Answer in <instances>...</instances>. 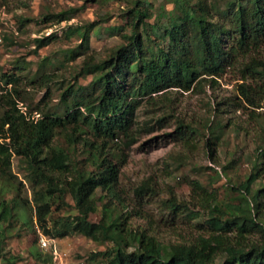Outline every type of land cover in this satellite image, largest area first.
Masks as SVG:
<instances>
[{
  "label": "rangeland",
  "instance_id": "374dc122",
  "mask_svg": "<svg viewBox=\"0 0 264 264\" xmlns=\"http://www.w3.org/2000/svg\"><path fill=\"white\" fill-rule=\"evenodd\" d=\"M130 1L0 0V34L7 39L0 41V76L4 73L12 76L11 85L6 87L3 82V87L7 90L15 87L20 99L11 94L26 116L37 118L41 111L63 114L59 97L67 85L85 87L92 80V75L80 73L84 54L70 56L81 41L76 36L65 37V29L93 24L86 53L92 51L95 60H105L124 43L123 36L130 31L128 18L133 7ZM148 1L153 17L161 10L168 12L173 8L169 0ZM206 1L222 5L227 0ZM69 9L76 11L68 21L59 24L43 21L47 14ZM18 18L27 20L21 31L16 29ZM51 33L57 34V40L33 53L31 40ZM252 60L264 61V52L239 58L220 76H203L204 81L193 84L189 91L168 89L160 95L142 98L131 129L113 141L103 143L102 138L87 135L85 140L101 146L102 156L118 170L114 196L100 198L105 192L98 189L94 195L96 211L88 215V220L98 223L102 206L108 202L120 214L124 230L153 237L163 246L189 245L214 234L208 221L213 218L223 222L229 218L223 205L238 203L236 190L230 185L245 181L252 172V160L264 148V88L255 95L258 107L250 106L239 89L240 85L256 86L245 67ZM47 63L52 66L38 71ZM36 73V80L29 85ZM44 73L51 80L42 83L39 78ZM180 125L184 127L178 129ZM219 125L223 127L221 131L215 129ZM185 126L193 127L196 133ZM212 129L221 134L213 141L211 152L204 142L213 137ZM83 140L84 137L77 139L73 151L75 162L81 166L85 165V149L87 152L90 149L88 144L84 147ZM52 144L71 149L68 138L62 134ZM214 170L221 172V177ZM259 172L253 188L264 184V164ZM66 178L59 176L56 180ZM194 182L202 186V192L193 187ZM0 187L4 200L13 207L11 218L2 225L0 264H102L99 254L109 249V241H93L73 234L52 238L47 248L40 245L41 236L50 240L51 237L43 234L36 223L33 192L38 186L30 181L19 157L13 156L11 175L6 179L0 177ZM56 196L54 193L47 197L48 228L54 220L76 214L68 194L62 200ZM174 202L179 209L173 210ZM216 203H220L221 211H216ZM190 214L197 218L188 219ZM258 216L264 217V199ZM258 238V234L249 236V240ZM223 239L236 242L232 233Z\"/></svg>",
  "mask_w": 264,
  "mask_h": 264
},
{
  "label": "trees",
  "instance_id": "16d2710c",
  "mask_svg": "<svg viewBox=\"0 0 264 264\" xmlns=\"http://www.w3.org/2000/svg\"><path fill=\"white\" fill-rule=\"evenodd\" d=\"M169 1L173 8L168 12L161 10L153 17L148 0H131L130 31L123 36L124 43L102 61L95 60L92 51L86 53L93 24L65 29V37L76 36L81 41L70 54H84L81 75L93 77L88 86L69 84L62 91L59 101L63 114L41 111L37 118L26 116L11 94L20 99L15 87L9 90L3 87V82L6 87L11 85L12 76L1 74L0 177L6 179L11 175V160L14 155L19 157L30 181L38 186L33 200L37 209L36 223L43 234L51 239L81 234L93 241H109V249L99 254L102 264H264V217L258 216L264 184L253 188L264 164V148L252 160V172L245 181L237 186L229 184L236 190L238 201L237 205H223L229 218L223 222L211 218L208 224L214 234L196 243L163 246L143 233L132 234L122 228L120 214L108 202L102 206L98 223L88 220V215L96 211L94 195L98 189L105 192L100 198L114 196L118 170L102 156L101 146L85 140L87 135L102 138L103 143L113 141L131 129L142 98L160 95L168 89L189 91L193 84L200 85L204 81L203 76H220L239 58L264 52V0H227L222 5L206 0ZM75 11L47 14L43 21L59 24L70 20ZM152 17L153 22L149 23ZM26 22L18 18L17 31H21ZM2 40H7L4 35ZM55 40L56 33L33 38V53ZM47 65L52 66L47 63L38 71L44 72ZM245 67L256 86L240 85V94L250 106L258 107L255 95L264 88V61L252 60ZM37 75L31 78L29 85ZM39 80L43 83L51 78L44 73ZM181 127L184 126L178 129ZM185 128L196 133L193 127ZM215 129L219 131L223 127L219 125ZM215 129H212L213 137L204 142L207 151H213V141L221 134L214 133ZM262 133L264 135V127ZM60 134L68 138L71 149L52 144ZM80 137H84V147L87 144L90 147L84 152V166L75 162L73 155L74 144ZM215 173L221 177V172ZM59 176L67 178L58 182ZM192 185L203 191L197 182ZM54 193L60 200L68 194L76 214L62 216L48 228L47 197ZM216 206V211H221L220 203ZM177 209L179 206L174 202L173 210ZM12 212L13 207L4 200L0 187V238L4 233L2 225L9 221ZM196 218V215H188V219ZM229 233L236 238L234 244L223 239ZM255 234L260 237L258 241L249 240V236Z\"/></svg>",
  "mask_w": 264,
  "mask_h": 264
},
{
  "label": "built area",
  "instance_id": "2783aa9c",
  "mask_svg": "<svg viewBox=\"0 0 264 264\" xmlns=\"http://www.w3.org/2000/svg\"><path fill=\"white\" fill-rule=\"evenodd\" d=\"M0 41H2V36H1V34H0ZM51 242H52V239H51V240H50V239H47V238L44 237V236H41L40 239H39V243H40V245H41L43 248H47V247L50 245Z\"/></svg>",
  "mask_w": 264,
  "mask_h": 264
}]
</instances>
